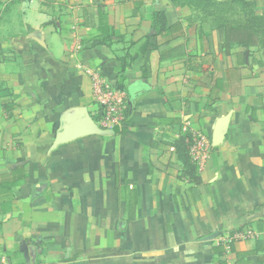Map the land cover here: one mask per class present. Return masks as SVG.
I'll return each instance as SVG.
<instances>
[{
	"label": "crops",
	"instance_id": "0c3cea01",
	"mask_svg": "<svg viewBox=\"0 0 264 264\" xmlns=\"http://www.w3.org/2000/svg\"><path fill=\"white\" fill-rule=\"evenodd\" d=\"M215 1L0 0V264H264V48Z\"/></svg>",
	"mask_w": 264,
	"mask_h": 264
},
{
	"label": "trees",
	"instance_id": "16d2710c",
	"mask_svg": "<svg viewBox=\"0 0 264 264\" xmlns=\"http://www.w3.org/2000/svg\"><path fill=\"white\" fill-rule=\"evenodd\" d=\"M173 6H189L194 10L205 11L209 8H217L215 0H169ZM232 3L238 4L247 13L246 23L239 27H225L224 39L227 42L236 43L241 46L261 45L264 48V18L252 15V4L246 3L245 0H231ZM260 34V35H259ZM14 60L18 61L19 56L11 53Z\"/></svg>",
	"mask_w": 264,
	"mask_h": 264
},
{
	"label": "built area",
	"instance_id": "2783aa9c",
	"mask_svg": "<svg viewBox=\"0 0 264 264\" xmlns=\"http://www.w3.org/2000/svg\"><path fill=\"white\" fill-rule=\"evenodd\" d=\"M93 101L100 110V121L106 127H121L128 115V98L124 91L112 87L107 82L95 80L93 83ZM203 149V144L197 139H193V152ZM247 232L244 237H251Z\"/></svg>",
	"mask_w": 264,
	"mask_h": 264
},
{
	"label": "water",
	"instance_id": "95a60500",
	"mask_svg": "<svg viewBox=\"0 0 264 264\" xmlns=\"http://www.w3.org/2000/svg\"><path fill=\"white\" fill-rule=\"evenodd\" d=\"M86 127L87 126H85L84 129H86ZM84 129H82V128H76L73 131H71V132L67 133L66 135L62 136L59 141L60 142H64V141H68L70 139L79 137L81 135H88V134H92V133L97 132L96 130L85 131Z\"/></svg>",
	"mask_w": 264,
	"mask_h": 264
}]
</instances>
